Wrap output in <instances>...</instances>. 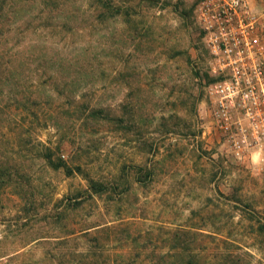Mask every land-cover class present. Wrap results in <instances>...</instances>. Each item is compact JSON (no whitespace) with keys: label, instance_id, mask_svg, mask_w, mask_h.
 Returning a JSON list of instances; mask_svg holds the SVG:
<instances>
[{"label":"rangeland","instance_id":"1","mask_svg":"<svg viewBox=\"0 0 264 264\" xmlns=\"http://www.w3.org/2000/svg\"><path fill=\"white\" fill-rule=\"evenodd\" d=\"M73 1L67 33L28 0L0 22V264H264V156L206 125L197 0Z\"/></svg>","mask_w":264,"mask_h":264},{"label":"built area","instance_id":"2","mask_svg":"<svg viewBox=\"0 0 264 264\" xmlns=\"http://www.w3.org/2000/svg\"><path fill=\"white\" fill-rule=\"evenodd\" d=\"M207 127L236 160L264 156V32L246 0H197Z\"/></svg>","mask_w":264,"mask_h":264},{"label":"trees","instance_id":"3","mask_svg":"<svg viewBox=\"0 0 264 264\" xmlns=\"http://www.w3.org/2000/svg\"><path fill=\"white\" fill-rule=\"evenodd\" d=\"M90 1L91 4L96 5L97 7H102V9L106 10V12L109 15H112V17L114 15H116L117 13H119V9L114 8L113 6H111V2L110 0H87ZM34 2H39V4H42L46 6V15L43 16V19L45 21H49L51 26H50V30L52 28L55 29L56 33H60V31L62 30V32L67 33L68 32V27L67 24H69V21L72 17H74V12L76 9V4L75 1L72 2V4L68 3V0H28L27 3H34ZM26 0H0V22H3L5 20L4 23H7L6 21L10 20V14L13 13V6H15V4H25ZM3 5H6V10L3 9ZM76 6V7H74ZM71 8V10L69 9ZM5 10V12H3ZM122 14L127 17L128 15V8H124V10L122 11ZM53 30V29H52ZM51 30V31H52ZM48 34V33H46ZM53 37L47 35V39L51 40ZM30 48H33V46L31 44L26 45L23 50H28ZM73 50H70V52H67V54H72ZM8 54V53H7ZM5 54V56L7 55ZM16 55L19 57V52H10V55L8 56V60L9 61H14L16 59ZM63 59H67L68 61V65L71 66L72 65V58L70 56L69 60L68 58H63ZM61 70V69H60ZM60 70L55 71L56 73L59 72ZM209 81V79H208ZM57 83V82H56ZM59 87V86H58ZM57 88V86H56ZM76 91V90H74ZM71 92V91H70ZM88 106V105H86ZM89 109V108H88ZM87 109V119L91 117H94L96 113H98L97 109L95 108H91L88 110ZM48 163L50 166H52L53 169H59L60 167L64 168V171L66 172V174H72L73 171H76V173L83 175L80 172V168L79 167H75V170L69 169L67 167H65L64 165H59L57 163L52 162V160L49 158L47 159ZM85 181H87L88 184V189H90V191H92L93 193H99L102 192L103 187L101 184L97 183V182H93L92 180H90L87 176H83ZM193 229V228H192ZM195 233H199L198 231L196 232L195 230H193L192 235L196 237ZM187 231H180V233H175V235H173V241L177 242L180 246H182V243H184L187 239L185 238V236H187ZM194 237V238H195ZM176 259L178 263L181 264H206L207 260H205L204 262L199 260L195 254L194 256L192 255H188L185 254L183 251H178L175 253ZM181 258V259H179ZM196 258V260H195ZM185 262V263H184Z\"/></svg>","mask_w":264,"mask_h":264}]
</instances>
